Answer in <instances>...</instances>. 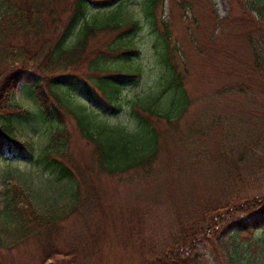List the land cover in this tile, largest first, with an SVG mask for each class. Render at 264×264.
I'll use <instances>...</instances> for the list:
<instances>
[{
	"label": "trees",
	"instance_id": "1",
	"mask_svg": "<svg viewBox=\"0 0 264 264\" xmlns=\"http://www.w3.org/2000/svg\"><path fill=\"white\" fill-rule=\"evenodd\" d=\"M120 1L1 0L4 9L0 15V160L27 162L33 158L28 144L17 138L12 126L15 116H30L12 101L21 85L32 88L41 116L60 121L63 111L73 117L82 137L93 146L91 166L94 165L98 172L111 178L130 173H137L145 179L159 177L160 172L155 171L154 166L161 152L160 135L152 120L164 121L171 131H175L180 156L171 155V167L174 175L177 174L176 179L165 185L160 195L169 201L174 216L176 210L187 206L193 218L186 227L181 226L179 231L170 235L169 243L166 241L161 246L163 251H143L145 255L140 258L144 260L140 264H179L181 260L186 262L197 238L206 244L210 242L209 235L214 233L218 220L225 222L227 227L232 225L231 240L235 244L243 236H252L264 228V194L254 191L259 189L264 165V110L254 111V114L251 112L250 122L240 121L244 110H255L256 96L264 98V52L258 41L249 40L248 67L233 77V80L240 78L241 84L223 85L222 81L224 88L214 95L229 99L233 98L234 93L242 94L243 108L228 118L229 128L233 132L226 136L227 144L220 143L217 149L220 153L216 155L208 148H211V134L218 128L221 118L212 116L207 124L199 117L195 124L176 131L179 121L190 107V100L177 65L172 60L170 37L164 28L160 35L165 41V54L160 61L166 68L163 71L167 78L162 79L165 81L161 87L165 89L160 94L167 92L170 95L169 105L167 109L158 108L153 100L156 98L159 101L158 96L135 102L131 107L138 130L127 132L116 123L100 119L85 107L74 106L64 94L65 88L73 89L104 114L116 115L121 111L122 87L136 82L141 73L133 64L137 52L131 37L139 24L122 8ZM241 1L245 3L244 9L257 17H252L250 23L258 32H262L264 0ZM157 4L158 0H146L144 7L146 16L155 28L158 24L155 17ZM109 35L113 38L104 52L96 50L87 53L98 36ZM86 55L90 60L86 62L87 72L83 76L78 68L87 60ZM171 135L175 139L174 133H169V138ZM61 139H66L62 130L53 137L55 141ZM214 155L217 157H212ZM56 164L61 179L74 181L72 171L57 160ZM213 165L219 174L215 176L211 172L212 176L207 178L209 171L201 173L203 182L199 183L202 186L197 188L195 178L199 180L196 177L199 170ZM210 178L214 183L212 187L221 188L223 201L214 204L208 202L206 194L210 192L203 188L210 187ZM251 191L254 193L250 197L248 192ZM80 196L81 190L77 184L74 194L76 205L64 214L49 215L39 212L22 190L13 189L7 218L17 225L18 237L12 245L29 241L36 243L41 248L40 264L61 253L57 248L63 235L62 222L77 210L83 214L86 203L92 200L91 192L82 200ZM245 202L256 205L253 208L255 215L227 221L228 217L233 218L231 211L249 212L244 211ZM122 215L125 216V213ZM108 218L103 226L113 228L116 219L110 221V216ZM222 246L224 250L227 249V262L236 264L237 261L233 263L229 253L231 248L228 249L225 241ZM7 248L9 246L0 241V250ZM76 256L73 249L64 255L67 258Z\"/></svg>",
	"mask_w": 264,
	"mask_h": 264
},
{
	"label": "rangeland",
	"instance_id": "2",
	"mask_svg": "<svg viewBox=\"0 0 264 264\" xmlns=\"http://www.w3.org/2000/svg\"><path fill=\"white\" fill-rule=\"evenodd\" d=\"M145 3L146 0L119 2L139 24L131 37L137 52L133 64L141 73L136 82L122 87L121 111L116 115L104 114L73 89L65 88L64 94L74 106L85 107L95 112L100 119L116 123L127 132H136L138 128L131 105L156 96L160 97L159 101L153 99L158 108L167 109L169 105L170 95L167 92L160 94L165 89L161 87L165 81L162 79L167 78L163 71L166 68L160 61L165 54V41L160 34L165 28L170 37L172 60L177 65L183 88L190 100V107L179 121L176 131L195 124L199 117L207 124L211 122L212 116L221 118L218 128L211 134V148H208L212 154L218 155L220 143H226V136L233 132L229 128L228 118L243 108L242 94L234 93L233 98L229 99L214 95L224 88L222 81L223 85L241 84L240 78L233 80V77L248 67L246 59L250 52L247 42L258 41L264 52V27L262 32H258L250 23L252 17H257L244 9L245 3L241 0H158L155 10L158 24L155 28L146 16ZM3 9L0 0V15ZM112 38V35L98 36L87 53L96 50L104 52ZM86 57L87 60L78 68L79 74L83 76L87 72L86 62L90 60L89 55ZM31 89L21 85L14 94L13 103L30 116H15L12 126L17 138L28 144L33 158L27 162L0 160V241L9 246L0 250V264H40L41 259V248L34 242L12 245L18 237L17 225L7 218L10 192L13 189L22 190L39 212L49 215L64 214L76 205L74 194L77 184L81 190V200L91 192L92 200L86 203L83 214L77 210L61 224L63 235L57 248L61 253L44 264H140L144 260L140 258L145 255L143 251H163L161 246L166 241L169 243L170 235L179 231L181 226L186 227L193 218L187 206L176 210L174 216L169 201L160 195L161 189L172 183L177 175H174L175 171L171 167V155L180 156L175 131H171L164 121L152 120L160 135L161 152L154 166V170L160 172L159 177L145 179L137 173H130L111 178L98 172L94 165L91 166L93 146L82 137L73 117L63 111L60 121L41 116ZM254 102L255 110H244L245 114L240 118L242 123L250 122L254 111L264 110L263 96H256ZM61 130L66 139L53 140ZM169 133H174L175 139H172V135L169 138ZM56 160L72 171L74 181L59 177ZM262 166L259 189L253 190L264 194ZM213 167L199 170L196 175L199 180L195 178L197 188L202 186L201 173L209 171L207 178L212 176L211 172L215 176L219 174L216 166ZM213 184L210 178V187L203 188L210 192L206 194L210 204L223 201L221 188L212 187ZM254 191L248 192L250 197ZM243 206H246L244 211H249L247 214L231 211L233 218L228 217L227 221L255 215V204L245 202ZM109 216L110 221L116 219L113 228L103 226ZM217 222L214 233L209 235L210 242L206 244L197 238L194 244L196 248L187 256L186 262L181 260L179 264H229L227 249L224 250L222 246L224 241L228 249L231 248L229 253L233 263L264 264V228L252 236H243L235 244L231 240L232 225L227 227L225 222ZM72 249L77 256L64 257ZM158 254L157 258L160 257ZM157 258L154 257L155 260Z\"/></svg>",
	"mask_w": 264,
	"mask_h": 264
}]
</instances>
